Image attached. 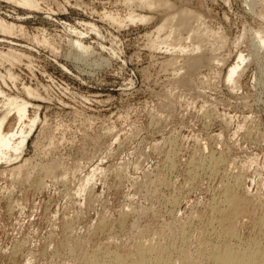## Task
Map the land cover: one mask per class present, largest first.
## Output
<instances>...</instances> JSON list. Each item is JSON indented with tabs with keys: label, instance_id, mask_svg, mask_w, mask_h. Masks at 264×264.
I'll use <instances>...</instances> for the list:
<instances>
[{
	"label": "rangeland",
	"instance_id": "rangeland-1",
	"mask_svg": "<svg viewBox=\"0 0 264 264\" xmlns=\"http://www.w3.org/2000/svg\"><path fill=\"white\" fill-rule=\"evenodd\" d=\"M11 1L0 0V19L15 26L0 32V55L29 59L0 61L1 75L16 76L15 86L0 79V87L29 101L38 122L21 161L0 165V264H92L111 252H146L150 238L156 251L147 257L168 248L165 259L176 257L182 237L185 264H200L201 253L226 245L234 220L241 245L264 246L254 228L264 222V52L251 46L254 32L264 36V0H169L204 19L199 31L226 39L194 41L207 48L197 70L187 60L199 52L150 49L174 9L134 10L152 19L133 24L125 0H30L32 9ZM184 33L176 39L192 48ZM239 52L247 60L228 84ZM226 190L243 207L239 219L220 222Z\"/></svg>",
	"mask_w": 264,
	"mask_h": 264
},
{
	"label": "bare ground",
	"instance_id": "bare-ground-1",
	"mask_svg": "<svg viewBox=\"0 0 264 264\" xmlns=\"http://www.w3.org/2000/svg\"><path fill=\"white\" fill-rule=\"evenodd\" d=\"M12 1H14L17 4L19 3V4L23 5V6H29V7H31V9H32V7H37L36 4L33 3L30 0H12ZM124 4H125L124 6L128 7L127 10H131L130 13L128 12L129 13L128 14V18L127 17L126 18L131 23L133 22V24L136 21L146 22L148 19H152L150 17L147 18L143 14H142L143 16H140V14L139 15H135V11L134 10L139 9V10H153L154 11V10L163 9V8L164 9H174V6H175L169 0H125L124 1ZM176 8H177V6H175V9ZM164 9H163V11H164ZM175 9L173 11H175ZM169 15L166 16L167 18L166 19L164 18V20L162 21V23L159 26L156 27L157 28L156 29V36L152 40L150 39L151 40V43L149 41V43H150L149 45L151 47L150 49H153V50L154 49H157L159 51L161 49H163V51L166 50V51H168V52H170L172 54H183V55H189L190 53L192 55H195L193 53L199 52L200 56H198V54H196L195 55L196 57H193L194 59L192 58L193 59L192 61H191L190 58H189L190 62H188V60H187L188 65L190 64L189 65L190 68L192 70H197V68L200 66V64H202L203 58L206 59L204 57L205 55L202 58V54L203 53L201 54V52H200L202 50L201 49L202 46H201L200 43H202L203 41H208L209 39L212 40L214 38L213 36H215L216 34L215 35L211 34V33H214L213 30H212V32H210L211 30L209 31V29L208 30L207 29H204L203 26H202L203 27L202 31H199V29H200L199 27L201 25L199 26L198 23L201 22V18L202 17H200V15H198L197 13H195L193 11H190V10L184 8V9H180V10L178 9V11H175L170 16ZM106 16L108 17V15H106ZM107 17H106V19H107ZM262 17H263V15H262ZM108 20H110V22H112L114 24L116 23L118 25H120L122 23L120 20H117L114 17L113 18L112 17H108ZM192 22H195V24H194L195 26L194 25H191ZM202 22H203V24L205 23L204 19H203ZM121 26H122V24H121ZM206 26L207 25H205V27ZM14 28H15V26L12 25V23L8 24L5 21H3V20L0 19V32L11 34V33H13ZM182 31L187 32V33H184ZM153 32H154V30H153ZM153 32L151 34H154ZM164 32H167L168 35L166 34L167 36H164L165 38L162 39L160 37V34L161 33H164ZM218 32H220V31H218ZM218 32H217L216 37L219 36L220 41H222L223 39L221 40V38H220L221 35H218ZM180 33H182V35H183V33L184 34H187L186 35L187 36L186 37V40L187 41L190 40V39L193 40V46L191 45L192 48H190V47H183L182 46V44L180 43V41H182L184 38L182 37L183 38L182 39L181 38L182 35H181L180 36V39H182V40H180V41L178 40L179 39L178 37H179ZM209 33H210V37H211V35H213L212 36L213 38H210V37H209V39L206 38V37H208ZM254 34H255L254 42H252V45H251L252 48H253V50L256 53H259V52H262V51L264 52V36H263L262 32L261 31H256V32H254ZM242 35H244V34H242ZM151 36H150V38H151ZM242 37L243 36H241L238 39V41H237L238 44H240L239 41L242 40ZM176 38H178V39H176ZM198 38H200V39L206 38L207 40L206 39H204V40L202 39L203 41L200 40L202 42H200L199 44L198 43L195 44L196 41H197L196 39H198ZM219 39H217V40H219ZM43 40L46 41L44 38H43ZM187 41H185V42H187ZM194 41H195V43H194ZM212 41H211V43H212ZM214 41H216V39ZM80 42H76L75 45L80 50L83 49V51H85V47L82 46L83 43H80ZM189 42H192V41L190 40ZM222 42L223 43L226 42V39H225V41L223 40ZM205 44L208 45L206 42H205ZM220 44H222V43H220ZM220 44H218V45L220 46ZM224 44H226V43H224ZM202 45H204V43ZM218 45L215 46V47H218ZM210 46H211V44H210ZM203 47L206 48V46H203ZM207 47H209V46H207ZM212 47L213 46H211V49H212ZM205 48H203V49H205ZM211 49L208 48V51L209 50L211 51ZM215 49H216V51H219V50H217L219 48H215ZM8 50H10V49H8ZM86 50H87V47H86ZM206 50H207V48H206ZM13 51H10L9 54H1L0 55V61L5 60L10 65H12V67H13L16 62L18 64V61H21L23 58L29 59L28 56H25L24 54H21V53L19 54V53L13 52ZM81 52H82V50H81ZM85 52H83V53L85 54ZM205 52H207V51H205ZM209 57H210V54H209ZM214 57H215V55H214ZM214 57L213 58L211 57L209 59H212L213 60ZM185 58H187V57H185ZM176 59H178V58H176ZM209 59H208V61H206L207 59L205 61L206 62H209ZM169 60H171V59H169ZM246 60H247L246 56H244L241 52H239L236 55L235 62L233 64L229 65L228 70H227L226 82L228 84H230V83L232 84L234 82L236 83V79L238 77V73H239V71L242 70L241 68L243 67V65L246 62ZM172 61L173 60H171V62ZM176 62L177 61H175V64H176ZM166 63H168V62H166ZM172 65H174V62H173V64H170V66H172ZM168 67H169V65H168ZM187 68H188V66H187ZM191 69H190V72H191ZM6 73H7V76H3V75L0 74V79H1L2 85L7 86L6 80H8L9 83H11V82L13 83V85L11 84L12 86H15L14 85V82L16 80V76L13 75V73H11V71H6ZM233 86H234V84H233ZM22 87H23L22 90H24V93L29 97V99H30V97L41 98L37 94V92H35V90H33L31 87H27V86H22ZM0 99H1V101H0V165H6V166H12L13 165L14 166V164H17L19 162V160L21 159V157H22V155H23V153H24V151H25V149L27 147V142H28L29 138L31 137V135H32V133L34 131V128H35V126H36V124L38 122V117H37V115L34 116V117H30L29 116V108L32 107V104L29 101H27L26 99L21 98L19 96H12L10 94H7L4 90H2L1 87H0ZM202 158H204V157H202ZM213 158H214V156H213ZM199 160H201V159H199ZM205 160H208V159H205ZM204 163H205V161H204ZM201 164H202V161H201ZM24 165H25V163H24ZM24 165H22V164H21V166L17 165L18 166L17 168L15 167V169L14 168H12V169L17 170V172H21L23 170L25 171ZM198 170H199V168H198ZM94 172H95V170L92 171L93 174H94ZM12 173H14V172H12ZM16 173H15V175H16ZM211 173H212V170H211ZM19 174H22V172L19 173ZM87 180H88V177H87ZM226 182H228V181H226ZM86 183H87V181H86ZM84 186H86V185H84ZM226 186H227V184H226ZM230 186H231V184H230ZM81 187H82V189L86 188V187L80 186V188ZM81 192L82 191H80V193ZM77 194H79V193H77ZM223 195H224V201L222 202L223 203L222 208H218V209L215 210V214L217 216H219V221L220 222H222L223 220H225L224 217H227L228 219H232L236 215L235 218H237L238 217V214L242 212V207H243V205H242L239 197L231 194L227 190L224 192ZM211 205H213V204H211ZM225 212L227 213V216L224 215ZM238 219H239V217H238ZM262 220L256 222L254 224V228L257 227L258 231L259 232H262L263 233V237H264V222ZM233 222L236 224L237 221L234 220ZM235 224L234 225L233 224H230V228H229L230 232H228L227 229H226V231L223 230L225 232V234H222V236H223L224 241H227L226 242V245L223 244L224 245L223 246V245H216V244H214V245L211 246V249L207 253L206 252L205 253H201L200 255L203 258L206 257V259L205 260H201L200 261L201 262L200 264H203V263H206V264H264V246H261V244H260L262 240L259 243H256L253 239H250V241L248 243H246L244 245H241L240 244L241 242H240L239 235H237L235 233V231H233V228L236 229V225ZM133 225H135V224H133ZM214 233H216V232H214ZM152 239L153 238H150L148 240V244H149L148 250L150 251V253H151L152 250H154L152 248V247H154L153 246ZM185 239H184V237H182V239L180 240V241H182L181 242V247H180V245H179V248H177V249H175L174 246L172 247L175 250L174 252L176 254V257L170 256L169 258L166 257L165 259L161 258V255H169V254H167V252L168 251L169 252L171 251L168 248H162V249H160L158 251L160 253V257H158V255H157L154 259L153 258L152 259H149L147 257L148 250L146 252L140 251V252L135 253L133 255H127V256H124V255H122V254H120L118 252H111V253L108 254V259H109L108 261H101L99 259L93 260V257H92L91 263L92 264H185L186 259H187L186 258L187 257L186 256L187 255V251L185 250V248H183V246L185 245ZM174 240H175V238H174ZM153 241H155V240L153 239ZM162 241H164V239ZM171 242H172V240H171ZM176 242H177V240H176ZM232 242H235V244L233 245ZM159 243L161 244L160 241H159ZM173 243H174V241H173ZM171 254H173V253L171 252ZM151 256H152V254H151ZM149 257H150V255H149ZM190 258H193V257H190ZM191 263H192V261H191ZM196 264H198V262Z\"/></svg>",
	"mask_w": 264,
	"mask_h": 264
}]
</instances>
